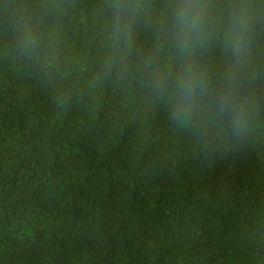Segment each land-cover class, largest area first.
I'll use <instances>...</instances> for the list:
<instances>
[{
	"label": "trees",
	"instance_id": "1",
	"mask_svg": "<svg viewBox=\"0 0 264 264\" xmlns=\"http://www.w3.org/2000/svg\"><path fill=\"white\" fill-rule=\"evenodd\" d=\"M110 4L0 0V264H264V19L235 139L152 92L165 0H141L130 48ZM203 59L224 63L215 43Z\"/></svg>",
	"mask_w": 264,
	"mask_h": 264
},
{
	"label": "clouds",
	"instance_id": "2",
	"mask_svg": "<svg viewBox=\"0 0 264 264\" xmlns=\"http://www.w3.org/2000/svg\"><path fill=\"white\" fill-rule=\"evenodd\" d=\"M112 37L131 47L141 0H111ZM163 38L174 53L172 63L153 68L152 92L172 104V118L182 126L196 119L223 121L239 139L253 119L256 106L252 64L257 25L264 9L255 0H165ZM210 43L222 51L224 63L205 62ZM23 47L37 37L22 34Z\"/></svg>",
	"mask_w": 264,
	"mask_h": 264
}]
</instances>
